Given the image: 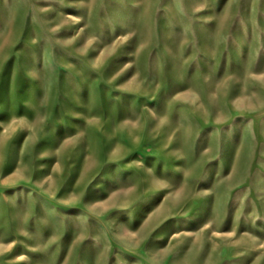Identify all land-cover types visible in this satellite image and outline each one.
I'll use <instances>...</instances> for the list:
<instances>
[{
	"label": "rangeland",
	"instance_id": "1",
	"mask_svg": "<svg viewBox=\"0 0 264 264\" xmlns=\"http://www.w3.org/2000/svg\"><path fill=\"white\" fill-rule=\"evenodd\" d=\"M0 264H264V0H0Z\"/></svg>",
	"mask_w": 264,
	"mask_h": 264
}]
</instances>
